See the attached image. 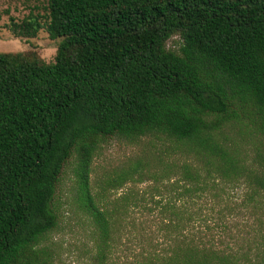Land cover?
<instances>
[{"label": "trees", "instance_id": "16d2710c", "mask_svg": "<svg viewBox=\"0 0 264 264\" xmlns=\"http://www.w3.org/2000/svg\"><path fill=\"white\" fill-rule=\"evenodd\" d=\"M45 1L42 14L9 17L7 27L58 39L54 61L0 52V264H37L72 153L100 264L129 201L153 207V254L139 264H264L256 238H220L235 227L222 221L214 205L224 198L213 192L239 178L247 189L237 208L263 202L264 161L246 164L224 129L246 121L264 139V0ZM173 35L177 50L166 46ZM239 105L254 111L247 118ZM99 136L153 137L148 198L90 191ZM145 174L135 162L109 182L119 188Z\"/></svg>", "mask_w": 264, "mask_h": 264}, {"label": "rangeland", "instance_id": "374dc122", "mask_svg": "<svg viewBox=\"0 0 264 264\" xmlns=\"http://www.w3.org/2000/svg\"><path fill=\"white\" fill-rule=\"evenodd\" d=\"M45 4V0H0V52H20L44 62L54 61L58 39L49 38L44 29H40L35 37L16 36L7 27L9 17L20 21L30 13L42 14ZM179 43L178 35H173L166 42V46L177 50ZM242 107H236L235 111L242 112L244 114L242 116L247 118L249 112L254 111L250 105ZM245 122L228 126L224 132L238 148L244 162L250 167L260 168L264 161V139L254 128L244 126ZM153 145V137L129 140L120 136H99L89 165L90 191L111 198L125 192H132L138 199L142 195L148 198L147 195L153 193ZM135 162H140L147 171L142 180L137 181L135 179L137 175H133L135 181H128L119 188H113L109 179L115 178L118 173L131 167ZM76 164V154L72 153L59 175L53 196L57 223L39 240L38 246L42 252L39 254L37 264H100L96 258L98 236L91 217L79 207L77 201L79 181L75 174ZM246 189L243 179L239 178L217 183L213 192L224 200L214 205V208L226 214L222 221L230 219V225L235 227L232 233L222 235L220 238L228 241L233 238L238 244H245L249 239L256 238V241L262 244L259 251L262 255L264 254V198L260 208L253 205L251 207V204L247 207L240 205L237 208L236 202H240ZM203 200L207 201V205L204 206L209 207V199L203 198ZM124 206L128 215L118 226L119 229L115 234L116 245L112 249L110 258L104 259L105 264H139L140 260H146L153 254V238L157 237L156 232H153V207L152 213H148L146 209L148 207H143V203L138 202L133 205L129 201L121 209ZM254 228L257 229L256 237L254 234L251 235V229Z\"/></svg>", "mask_w": 264, "mask_h": 264}]
</instances>
